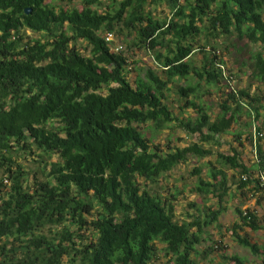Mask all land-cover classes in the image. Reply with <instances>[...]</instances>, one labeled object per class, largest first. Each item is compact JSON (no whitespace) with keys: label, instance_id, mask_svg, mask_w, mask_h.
<instances>
[{"label":"trees","instance_id":"obj_1","mask_svg":"<svg viewBox=\"0 0 264 264\" xmlns=\"http://www.w3.org/2000/svg\"><path fill=\"white\" fill-rule=\"evenodd\" d=\"M52 1L0 0V264H151L157 242L174 264H195L191 255L199 253L203 227L216 222L223 208L203 206L191 221H178L174 201L180 192L163 197L141 188L138 180L155 183L189 157L211 155L205 145H219V135L230 132L242 109L249 107L246 114L255 121L264 115L260 97L231 89L212 119L189 95L200 82L223 79L217 55H204L199 68L188 60L198 23L205 21L214 35L235 33L264 48V0H121L105 12L97 8L101 0H82L80 7L70 8ZM150 1H163L170 18L155 19L146 9ZM27 29L42 38L24 41ZM124 30L132 36L129 46L153 54L163 76L148 67L133 83L128 80L123 48L105 40L107 33ZM252 73L264 84L261 52L253 58ZM191 75L196 83L179 85L176 92L184 100L179 110L190 109L193 118L177 115L165 102L169 84ZM170 124L196 141L153 143L154 133ZM261 129L256 126L258 134ZM260 139L253 137L254 168L264 174ZM31 146L59 158L49 163L45 180L30 179L14 159V153ZM217 162L237 172L233 183L239 189L264 191L237 150L217 153ZM208 177L193 191L221 201L228 192L226 172L212 166ZM235 211L233 238L264 264V246L241 234L261 229L264 216L250 208ZM221 258L243 264L237 255L223 252Z\"/></svg>","mask_w":264,"mask_h":264},{"label":"rangeland","instance_id":"obj_2","mask_svg":"<svg viewBox=\"0 0 264 264\" xmlns=\"http://www.w3.org/2000/svg\"><path fill=\"white\" fill-rule=\"evenodd\" d=\"M119 1L121 0H101V5L97 8L99 12L111 11L117 6ZM81 3L82 0L52 1L55 7L67 8L80 7ZM146 9L152 12L155 19H169L171 16V11L163 1L158 3L150 1ZM262 15L264 18V9ZM207 25L206 21L202 24L198 23L200 32L192 40L195 50L188 60L194 67L199 68L202 65L204 55L208 56L214 52L217 55L216 62L221 65L225 78L223 77L218 84L206 85L204 82H200V86L189 97H195L198 102L202 103L212 119L219 112L218 104L231 89H234L237 93L245 91L250 97H260V102L264 103V84L259 82L252 73L253 58L257 52H261L264 55L263 46L259 43L249 42L244 37L239 38L235 33L229 35L217 33V35H214L213 32L205 29ZM125 33V30L122 34L114 33L113 42L115 46L123 48L122 50L128 58V80L133 83L136 76H143L144 71L148 67L153 68L158 75L163 76L160 66L157 65L153 58V54L144 48L129 46L133 41L132 36L125 35ZM24 36V41H26L28 39L42 38L43 34L27 29L24 31ZM77 46L81 48L83 43L77 42ZM166 51L167 49H162L164 54H166ZM174 81V83L169 84L170 91L166 94L165 102L177 115L193 118L194 115L190 109L179 110V106L183 104L184 100L179 97L176 89L179 85L194 84L197 79L191 75L186 80L175 79ZM102 94H106L105 89ZM241 100L245 104L250 101L245 96ZM247 108L249 109V107ZM247 108L241 110L229 133L219 135V145H205V147L212 149L211 155L204 158L189 157L186 162L180 163L164 173L155 183L146 182L143 178L138 180L141 188H146L163 197H169L171 194H176L177 191L180 192L176 195V200L174 201V214L175 219L178 221L183 219L191 221L192 217L198 214L197 209L203 206H210L214 209L223 208L216 222L203 227L201 242L196 245L199 253H192L191 255L195 264H226L221 258L223 252L226 255H237L242 259L243 264H263L261 256L253 255L249 249L237 244L231 234L230 227L237 220L236 208H250L256 212L258 217L262 218L264 216V191L251 193L244 189H239L237 184L233 183V176L238 179L237 172L228 167H222L217 162V153L231 154L232 149H235L240 153L243 162L252 168L253 174L259 173L254 168L257 159L253 143H255L256 137L259 136L256 130V126L259 125L262 128L259 131L261 133L260 143L264 151V115L261 112L260 118L255 121L253 114L250 116L246 114ZM53 125L56 127L59 124L53 122ZM141 129L147 137L151 136V133L143 125H141ZM249 137H252V142L248 141ZM196 139L195 135H187L184 131L175 127L174 124H170L167 128L154 133L153 143L182 146L190 141L194 142ZM13 156L30 179L45 180L50 168L49 163L59 161L57 154L48 155L35 146H31V150L18 151ZM212 166L222 168L228 176V192L221 201H218L216 197L210 195L201 196L193 191L199 179H209L208 175ZM195 169L199 170V172L195 173ZM4 183L7 182L4 181ZM85 228L84 232L87 235L89 230L88 227ZM241 234H247L252 242L257 243L259 246H264V220H262L261 229L255 232L244 230ZM216 243H219V247L222 246L224 250H218ZM164 246L162 243H156L157 252L151 264H174L172 256L165 254Z\"/></svg>","mask_w":264,"mask_h":264},{"label":"built area","instance_id":"obj_3","mask_svg":"<svg viewBox=\"0 0 264 264\" xmlns=\"http://www.w3.org/2000/svg\"><path fill=\"white\" fill-rule=\"evenodd\" d=\"M105 40L106 41H113V34L112 33H107L105 35ZM118 48H114V50L116 51ZM259 136H261V134H257ZM259 181H260V185H264V174L263 173H257L256 175H254ZM246 177H242V179H245Z\"/></svg>","mask_w":264,"mask_h":264},{"label":"water","instance_id":"obj_4","mask_svg":"<svg viewBox=\"0 0 264 264\" xmlns=\"http://www.w3.org/2000/svg\"><path fill=\"white\" fill-rule=\"evenodd\" d=\"M24 11H25V13H29L30 12V8H26Z\"/></svg>","mask_w":264,"mask_h":264}]
</instances>
